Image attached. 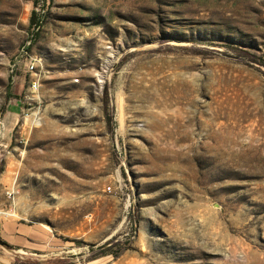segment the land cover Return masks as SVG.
I'll list each match as a JSON object with an SVG mask.
<instances>
[{"label": "rangeland", "instance_id": "1", "mask_svg": "<svg viewBox=\"0 0 264 264\" xmlns=\"http://www.w3.org/2000/svg\"><path fill=\"white\" fill-rule=\"evenodd\" d=\"M9 188L0 264H264V0H0Z\"/></svg>", "mask_w": 264, "mask_h": 264}, {"label": "crops", "instance_id": "2", "mask_svg": "<svg viewBox=\"0 0 264 264\" xmlns=\"http://www.w3.org/2000/svg\"><path fill=\"white\" fill-rule=\"evenodd\" d=\"M6 198L4 197V190L0 189V208L3 203H5ZM3 215H7L3 213ZM0 235L3 237L9 244L16 246L17 248L22 249H33L31 244H37L36 239H40V234L31 227L21 226L14 220H5L0 216ZM48 233L44 230V245L39 243L41 248L44 249V256L51 248L52 242L48 241ZM53 243H55L53 241ZM50 258V257H45ZM90 264V263H89Z\"/></svg>", "mask_w": 264, "mask_h": 264}, {"label": "water", "instance_id": "3", "mask_svg": "<svg viewBox=\"0 0 264 264\" xmlns=\"http://www.w3.org/2000/svg\"><path fill=\"white\" fill-rule=\"evenodd\" d=\"M0 247H2L7 253L19 257V253L12 246H10L9 244H7L6 242H4L2 240H0ZM48 259L49 258H44V260L40 261L39 263H41L43 261L45 262Z\"/></svg>", "mask_w": 264, "mask_h": 264}, {"label": "built area", "instance_id": "4", "mask_svg": "<svg viewBox=\"0 0 264 264\" xmlns=\"http://www.w3.org/2000/svg\"><path fill=\"white\" fill-rule=\"evenodd\" d=\"M76 82H78V80H75ZM107 191H110V188H107ZM17 190L9 188V189H5L4 190V197L6 198V200H14L15 196L17 195Z\"/></svg>", "mask_w": 264, "mask_h": 264}, {"label": "trees", "instance_id": "5", "mask_svg": "<svg viewBox=\"0 0 264 264\" xmlns=\"http://www.w3.org/2000/svg\"><path fill=\"white\" fill-rule=\"evenodd\" d=\"M35 12L33 11V15L30 17V22L33 23L34 19H35ZM106 245V244H105ZM105 245H103L102 247H104ZM61 263L58 260H53V259H48L47 261H45V264H58Z\"/></svg>", "mask_w": 264, "mask_h": 264}, {"label": "bare ground", "instance_id": "6", "mask_svg": "<svg viewBox=\"0 0 264 264\" xmlns=\"http://www.w3.org/2000/svg\"><path fill=\"white\" fill-rule=\"evenodd\" d=\"M7 214V213H6Z\"/></svg>", "mask_w": 264, "mask_h": 264}]
</instances>
